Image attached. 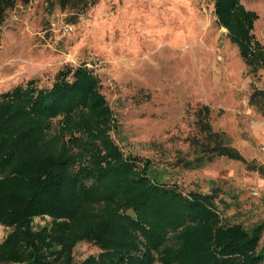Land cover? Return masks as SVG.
<instances>
[{
    "label": "trees",
    "instance_id": "trees-1",
    "mask_svg": "<svg viewBox=\"0 0 264 264\" xmlns=\"http://www.w3.org/2000/svg\"><path fill=\"white\" fill-rule=\"evenodd\" d=\"M19 1L0 0V22ZM213 1L248 72L263 79L258 13ZM97 2L41 0L44 28ZM87 63L59 69L50 86L33 78L0 94V264H264L261 203L242 198L231 176L185 177L221 157L255 165L215 127L211 107H194L184 135L132 140ZM250 84L248 103L264 115V82Z\"/></svg>",
    "mask_w": 264,
    "mask_h": 264
},
{
    "label": "rangeland",
    "instance_id": "rangeland-1",
    "mask_svg": "<svg viewBox=\"0 0 264 264\" xmlns=\"http://www.w3.org/2000/svg\"><path fill=\"white\" fill-rule=\"evenodd\" d=\"M241 1L258 13L253 32L264 44V0ZM43 10L41 0H21L0 22V94L33 78L50 86L59 69L88 61L135 141L186 134L194 107L206 103L215 127L255 165L221 157L186 179L231 176L264 216V176L253 169L264 166V115L248 103L250 82L263 85L264 78L248 72L228 28L218 24L213 0H98L71 31L45 29ZM7 231L0 224V241Z\"/></svg>",
    "mask_w": 264,
    "mask_h": 264
},
{
    "label": "built area",
    "instance_id": "built-area-1",
    "mask_svg": "<svg viewBox=\"0 0 264 264\" xmlns=\"http://www.w3.org/2000/svg\"><path fill=\"white\" fill-rule=\"evenodd\" d=\"M51 29L55 30V31H71L73 30V25L72 23L66 21V20H54L51 22ZM255 194L258 193L257 190L254 191Z\"/></svg>",
    "mask_w": 264,
    "mask_h": 264
}]
</instances>
